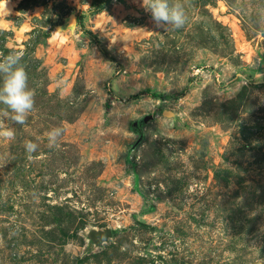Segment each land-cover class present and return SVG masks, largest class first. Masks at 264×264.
Instances as JSON below:
<instances>
[{
    "label": "rangeland",
    "instance_id": "obj_1",
    "mask_svg": "<svg viewBox=\"0 0 264 264\" xmlns=\"http://www.w3.org/2000/svg\"><path fill=\"white\" fill-rule=\"evenodd\" d=\"M177 2L0 0V264H264V0Z\"/></svg>",
    "mask_w": 264,
    "mask_h": 264
},
{
    "label": "clouds",
    "instance_id": "obj_2",
    "mask_svg": "<svg viewBox=\"0 0 264 264\" xmlns=\"http://www.w3.org/2000/svg\"><path fill=\"white\" fill-rule=\"evenodd\" d=\"M146 11L157 25H169L174 29L182 28L187 16L180 3H170V0H143ZM5 5L3 3V10ZM74 18L69 22V29L73 27ZM23 53L13 51L0 61V72L4 73L2 87H0V103L14 113L10 119L15 124L23 125L28 114L34 109L35 93L28 88V76L23 67L18 66ZM63 134L62 128H54L48 135L50 146H54ZM15 133L11 127L0 122V138L14 139ZM26 148L29 152L35 151L36 145L28 142Z\"/></svg>",
    "mask_w": 264,
    "mask_h": 264
},
{
    "label": "water",
    "instance_id": "obj_3",
    "mask_svg": "<svg viewBox=\"0 0 264 264\" xmlns=\"http://www.w3.org/2000/svg\"><path fill=\"white\" fill-rule=\"evenodd\" d=\"M73 18H74V24H73V27H72V28L75 27V25H76V18H75V15H72V16L70 17V20H69L68 23H67V27H64V29L69 28V22H70L71 20H73ZM109 235H110V232H109V231H107V232H103V233L101 234V240H106L107 237H108Z\"/></svg>",
    "mask_w": 264,
    "mask_h": 264
},
{
    "label": "trees",
    "instance_id": "obj_4",
    "mask_svg": "<svg viewBox=\"0 0 264 264\" xmlns=\"http://www.w3.org/2000/svg\"><path fill=\"white\" fill-rule=\"evenodd\" d=\"M106 1H110V0H106ZM149 93H151V92L148 90V91H146V92H143L142 94H149ZM151 95H152L153 97H155V98H162V97H163V96H160V95L155 94V93H151Z\"/></svg>",
    "mask_w": 264,
    "mask_h": 264
}]
</instances>
